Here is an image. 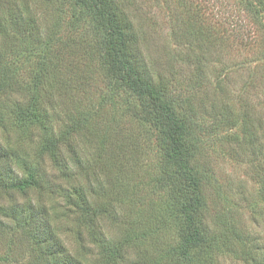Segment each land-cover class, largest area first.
Returning <instances> with one entry per match:
<instances>
[{"label":"trees","instance_id":"obj_1","mask_svg":"<svg viewBox=\"0 0 264 264\" xmlns=\"http://www.w3.org/2000/svg\"><path fill=\"white\" fill-rule=\"evenodd\" d=\"M53 5V0H0V189L48 192L64 202L55 205L38 198L21 203L12 195L1 197L0 233L8 236L22 229L46 264H92L91 256L84 254L89 246L86 230L97 247V264H130L132 256L136 264H172L175 258L178 264H216L218 240L206 222L208 201L193 168L202 119L192 105L191 92L184 96L172 82L162 78L157 82L123 1L73 0L75 9L92 15L106 35L102 54L106 73L143 100L142 107L134 105L131 112L159 130L166 156L159 181L172 192V201L166 213L157 216L155 226L127 216L117 222L120 231L111 235L99 224L105 216L104 220L116 218L110 206L115 200L112 193H106L107 200L100 193L116 162L103 160L106 145L94 144L90 114L69 94L67 56L55 47L58 21L51 20ZM246 7L254 11L251 4ZM260 13L261 9L255 15ZM189 60L196 76L207 79L201 61H194V55ZM21 66L30 67V82L23 80ZM242 106L247 108L245 126L253 129L252 141L263 144L255 125L256 110L246 102ZM261 185L264 196V178ZM168 233L178 235L176 245H170ZM159 236L164 237L163 246L152 253L146 240ZM222 241L226 249L236 251L229 236L225 234ZM4 244L10 248L9 241ZM244 254L254 264L261 262L250 251ZM9 260L14 256L0 255V262Z\"/></svg>","mask_w":264,"mask_h":264},{"label":"rangeland","instance_id":"obj_2","mask_svg":"<svg viewBox=\"0 0 264 264\" xmlns=\"http://www.w3.org/2000/svg\"><path fill=\"white\" fill-rule=\"evenodd\" d=\"M121 1L135 23L139 46L156 72L157 82H172L176 92L184 96L191 92L192 105L199 110L201 131L193 168L198 170L208 201L206 222L218 240L216 264H254L245 259L244 250L264 264V142L252 141L253 129L245 126L249 119L244 113L247 108L242 106L246 102L256 110V129L264 141L263 0ZM53 2L51 20L58 21L55 47L67 56L64 73L71 81L69 94L90 114L94 144L106 145L103 160L116 162L108 174L107 187L100 191L104 200L107 192L115 198L110 206L116 218L104 220L105 216L99 224L111 235L120 231L117 222L127 216L143 223L147 219L150 222L145 226H155L157 216L165 214L172 201L171 188L159 181L166 160L160 132L131 112L134 105L142 107L143 100L118 86L106 73L102 62L106 35L95 18L75 9L73 0ZM248 4L254 11L247 10ZM259 9L260 17L255 15ZM193 55L194 61L206 67L207 79L196 76L189 60ZM21 67L23 80L30 82V67ZM5 190L0 189V198L12 195L21 203L38 198L55 205L64 202L60 195L48 192ZM177 225L176 230L180 223ZM225 234L234 253L223 246ZM84 236L89 245L84 254L97 264V247L88 238V230ZM168 237L170 245L178 243L176 233H168ZM163 239L146 240L152 253L160 250ZM8 241L9 249V244H4ZM68 243L77 248L74 242ZM0 255L14 256V260L0 264H46L19 228L8 236L0 233ZM171 262L178 264L176 258ZM129 263L136 264L134 256Z\"/></svg>","mask_w":264,"mask_h":264}]
</instances>
